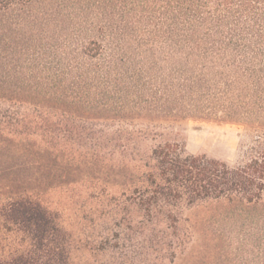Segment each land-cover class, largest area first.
Listing matches in <instances>:
<instances>
[{
  "label": "trees",
  "instance_id": "obj_1",
  "mask_svg": "<svg viewBox=\"0 0 264 264\" xmlns=\"http://www.w3.org/2000/svg\"><path fill=\"white\" fill-rule=\"evenodd\" d=\"M33 1L0 0V14ZM93 6L90 19L57 34L24 36L38 22L30 11L0 23V137L52 144L59 138L51 117L68 115L63 137L80 142L84 123L71 116L83 112L125 128L145 121L139 132L153 136L185 119L242 123L248 143L233 165L186 153L176 140L158 142L134 198L149 214L182 199L227 203L264 244V0H90ZM0 193L8 194L2 227L26 242L0 254V264H69L56 213L22 186L1 183ZM166 218L175 225V214ZM254 258L264 264V255Z\"/></svg>",
  "mask_w": 264,
  "mask_h": 264
},
{
  "label": "rangeland",
  "instance_id": "obj_2",
  "mask_svg": "<svg viewBox=\"0 0 264 264\" xmlns=\"http://www.w3.org/2000/svg\"><path fill=\"white\" fill-rule=\"evenodd\" d=\"M89 2L34 0L25 11L1 13L0 23L30 11L38 22L30 30L20 29L24 36L57 34L90 19L96 9L87 8ZM92 115L71 116L84 123L76 129L85 137L80 142L63 137L68 115L51 117L59 138L52 144L35 135L30 140L0 137V184L24 187L56 213L68 234L69 264H253L254 255H264L259 253L264 244L227 203L190 205L182 199L158 205L149 214L134 198L135 188L146 186L143 171L153 165L149 155L158 142L176 140L186 153H204L233 165L244 159V124L185 119L153 136L139 132L145 121L125 128ZM7 196L0 193V204ZM168 211L177 217L174 226L166 218ZM25 246L21 234L4 230L0 221V254Z\"/></svg>",
  "mask_w": 264,
  "mask_h": 264
}]
</instances>
